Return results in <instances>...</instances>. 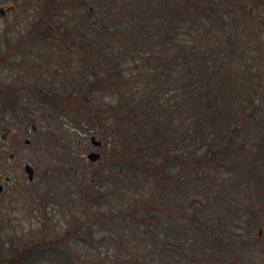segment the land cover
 Wrapping results in <instances>:
<instances>
[{"label": "trees", "instance_id": "16d2710c", "mask_svg": "<svg viewBox=\"0 0 264 264\" xmlns=\"http://www.w3.org/2000/svg\"><path fill=\"white\" fill-rule=\"evenodd\" d=\"M68 2L45 0L29 33L7 42L6 50H0V69L15 62L10 55L19 51L27 37H63L66 53L73 57L77 54L82 65V72L72 74V78H78L66 91L69 99L66 94H60L59 99V94L48 93L45 83L35 86L0 82L2 102L10 106L26 94L44 101L46 107L39 114L50 127L43 135L61 150L68 142L49 121L47 114L53 112L43 113L47 107L68 109L85 130L89 131L92 125L102 134L111 155L108 159L118 175H124L122 180L128 177L131 184L137 180L154 183L146 203H134L133 208L110 212L107 217L123 220L122 223H141L163 253L175 250L191 257L180 239L172 242L156 238L154 227L162 218L175 222L180 229L191 226L194 236L199 235L207 250L200 258L201 264L210 247L233 264H264L261 259L252 263L233 254L228 245L237 244L234 240L240 235L234 232L222 236L215 231V225L232 230L235 220L219 214L222 220L207 222V217L213 216L204 210L228 204V197L243 201L237 192L243 175L247 176L258 160L264 162V104L256 96L264 99V21L257 18L264 0H125L118 3L124 9L109 8L101 15L96 14V5L89 4L88 20L80 17L71 23V14L62 21L56 20L55 13H63ZM179 30L194 35L199 42L203 35L212 34L213 50H200L196 43L182 44ZM250 38L256 49L253 52L246 50ZM241 87L246 95L240 93ZM106 92L116 94V101L103 104L95 99L96 93ZM27 117L35 121L29 113ZM61 118L65 124L68 117ZM68 125L67 121L65 126ZM205 168L213 169L211 177H205ZM231 170L236 171L234 178L218 179L220 172ZM251 178L245 186L255 199L263 186L251 182ZM162 189L163 200L158 201ZM188 189L204 192L206 199L196 200L201 202L199 211L191 213L185 209L183 197ZM101 196L102 193L90 195V202ZM87 207L84 232L80 231V218L73 212L66 230L91 246H99L102 241L95 239V229L88 220L94 222L102 213L95 215L92 206ZM256 210L248 205L254 219L258 218ZM258 225L262 226L261 222ZM240 242L252 248L249 240L241 237ZM35 247L43 250L47 246ZM48 247L67 250L81 261L69 244L57 242Z\"/></svg>", "mask_w": 264, "mask_h": 264}, {"label": "rangeland", "instance_id": "374dc122", "mask_svg": "<svg viewBox=\"0 0 264 264\" xmlns=\"http://www.w3.org/2000/svg\"><path fill=\"white\" fill-rule=\"evenodd\" d=\"M62 1L69 2L64 6L63 13H55L54 17L56 20L62 21L67 14H71L74 18L71 23L80 17L88 20L87 9L89 4L98 7L95 10L97 15H101L109 8H125L124 5H120L125 0ZM44 2L45 0H0V11L4 10L3 13L0 12L1 51L6 50L7 42L12 43L20 36L29 33L34 21L38 18L40 6ZM259 13L257 18L259 21H264L262 17L264 8ZM250 21L253 22L252 17ZM61 28L63 29L62 25ZM127 29L128 26L125 25V31ZM180 30L178 39L182 44L190 46L196 43L199 44L200 50H213L215 39L212 34L203 35L202 42H199L194 35ZM261 35L264 36V31L261 32ZM30 37H27L26 42L21 44L19 51L10 55V60L15 62L4 65L0 69V82L11 84L25 82L35 86L45 83L44 90L48 93L59 94V99L60 94L63 96L66 94L68 97L66 91L70 90L72 81L75 82L78 78V76L72 78V74L75 75V71L82 72L79 56L73 54V57L66 53L63 37L56 35L47 36L45 39L36 36ZM253 43L254 40L250 38L247 41L246 50L249 52L256 50ZM75 60L78 62L75 63ZM262 64L264 67V62ZM240 93L242 95L247 94L242 87ZM24 96L20 101L22 103L27 102L28 108L31 103L38 110H43L46 107L45 102L36 95L26 94ZM256 96L264 104V99L259 95ZM95 99L105 104L116 101L117 95L107 92L100 95L96 93ZM48 111L53 112V114H47L49 121L58 127L60 135L63 140L68 142V146L61 150L50 143V138L47 135H43L44 132L48 131L50 125L48 120L40 117V114L33 118L38 129L37 137H43L42 143L36 142L34 137L28 133L22 134L25 130V124L21 121L22 133L19 134V136L21 135L20 138L23 140L29 137L31 148L35 149V153L38 154L37 158H31L29 154L25 157L35 166L36 172L32 182L24 180L21 176L20 186L23 193L16 199L13 207L2 209L0 207L1 264H82L81 261L85 264H201L200 258L207 250L204 248L201 238H198L199 235L198 237L194 236L191 226H184L183 229H180L175 225V222L162 218L159 225L154 227L158 233L156 238L159 241L167 239L174 242L180 239L184 248L189 252L188 254L191 255L187 258L175 250H166L167 252L163 253V248L152 241L151 236L144 231L141 223L138 225L133 222L122 223L123 220L120 222L116 220L117 218L107 217L106 214L110 215V212L122 208H133L134 203H146L148 196L152 195L154 183H151V180H137L131 184L128 183V177L122 180L121 176L124 175H118L117 168L113 167L108 159L111 155L102 134L96 131L92 125L89 131L85 130L83 126L76 123L75 114L68 109L60 111L59 108L51 110L47 107L43 113L46 114ZM61 116L68 117L69 127L65 126L67 121L64 124ZM92 134H96V137L103 141L101 147L93 145L91 142ZM250 143L254 148L252 140ZM29 147L25 146L23 150L27 152ZM91 151L99 152L103 158L97 162L89 160L87 155ZM243 155L245 157V152ZM99 171H103V173L100 174ZM202 172L205 177L213 175V169L205 168ZM3 173L13 176V173L7 170ZM224 176H228L229 179L234 178L236 171L231 170L228 173L222 171L218 174V179H222ZM250 177H252L251 182H257L258 186H263L259 190V196L255 199H252L251 195L248 194L250 189L245 186ZM238 186L240 189L237 192L242 196L243 201H236L228 197V204L204 209L206 213L213 216V218L207 217V222L222 220L219 214L226 219L235 220L232 230L217 223L215 231L222 236L237 233L240 235L238 240H234L237 244L227 243L233 254L252 263H256L258 259H261L260 262H264V162L258 160L247 176L246 174L243 175ZM190 190L188 189V194L183 197V202L187 204L185 209L192 213L200 210L197 208L201 202L196 200H204L206 196L201 189L196 192ZM32 191L37 192V195L30 196L29 193ZM99 193H102L103 196L91 203L89 196L99 195ZM171 195L173 199V193ZM191 197L193 199L189 202L188 199ZM157 200H163V189L159 191ZM90 205L96 213L95 215L102 213L101 216L98 215L95 218L94 222L88 220L89 225L95 229L93 235L98 241L107 242L106 244L101 242L99 246H91L89 243L79 240L74 234L69 235L68 230H66L68 217L72 212H76L80 218V231L84 232L82 227L87 226L84 224V219L88 215L85 211ZM248 205L252 209H257L258 218L254 219L253 215L251 217ZM181 219L186 220L187 218L181 216ZM259 222L262 226L258 225ZM260 228L262 231L259 234ZM241 237L249 240L252 248L248 249L246 243L240 242ZM57 242L69 244L79 254L81 261L76 255L62 249L48 247V245ZM38 245H44L48 248L36 250L35 246ZM237 246L243 247L238 248ZM202 261L204 264L231 262V260L220 257L219 251L212 247L208 248L206 258ZM231 263L233 264V262Z\"/></svg>", "mask_w": 264, "mask_h": 264}, {"label": "flooded vegetation", "instance_id": "af4514ba", "mask_svg": "<svg viewBox=\"0 0 264 264\" xmlns=\"http://www.w3.org/2000/svg\"><path fill=\"white\" fill-rule=\"evenodd\" d=\"M24 98L27 99L26 96ZM27 103V102H26ZM26 103L18 101L10 106H6L1 101L0 96V207L11 208L15 201L21 196L22 187L20 186L21 176L28 182L35 179L36 168L25 157L29 154L31 158H37L38 154L35 149L31 148V139L26 137L21 139L19 134L21 121L25 124V130L22 134L28 133L33 136L36 142L42 143L43 137L38 135L37 125L27 117L28 109L30 117H35L37 109L32 105L27 107ZM34 114V115H33ZM29 147V151H24V147ZM27 168L32 170L33 178L30 179ZM5 170L12 172L13 176L3 173ZM30 196L37 195L32 191Z\"/></svg>", "mask_w": 264, "mask_h": 264}, {"label": "water", "instance_id": "95a60500", "mask_svg": "<svg viewBox=\"0 0 264 264\" xmlns=\"http://www.w3.org/2000/svg\"><path fill=\"white\" fill-rule=\"evenodd\" d=\"M3 12H4V10H1V13H3ZM92 141H93V143L96 144V145H101V143H102L100 140H97L95 136H92ZM100 157H101V155H100L98 152H91V153L88 154V158H89L90 160H92V161H96V160H98ZM27 171H28V174H29V176H30V179H32V178H33L32 170H29V169L27 168Z\"/></svg>", "mask_w": 264, "mask_h": 264}]
</instances>
